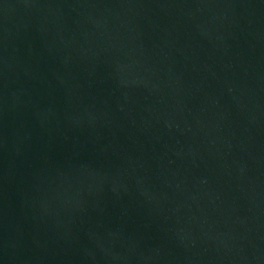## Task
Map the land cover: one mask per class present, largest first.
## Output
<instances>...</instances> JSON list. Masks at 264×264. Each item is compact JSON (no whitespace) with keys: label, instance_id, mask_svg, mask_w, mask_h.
I'll return each mask as SVG.
<instances>
[{"label":"water","instance_id":"water-1","mask_svg":"<svg viewBox=\"0 0 264 264\" xmlns=\"http://www.w3.org/2000/svg\"><path fill=\"white\" fill-rule=\"evenodd\" d=\"M0 264H264V0H0Z\"/></svg>","mask_w":264,"mask_h":264}]
</instances>
